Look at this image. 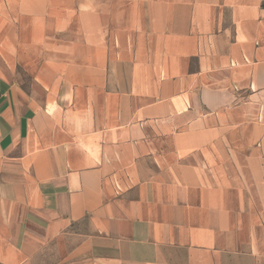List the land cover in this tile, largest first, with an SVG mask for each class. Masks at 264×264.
<instances>
[{
  "label": "crops",
  "instance_id": "obj_1",
  "mask_svg": "<svg viewBox=\"0 0 264 264\" xmlns=\"http://www.w3.org/2000/svg\"><path fill=\"white\" fill-rule=\"evenodd\" d=\"M46 253L264 264L261 0H0V264Z\"/></svg>",
  "mask_w": 264,
  "mask_h": 264
},
{
  "label": "rangeland",
  "instance_id": "obj_2",
  "mask_svg": "<svg viewBox=\"0 0 264 264\" xmlns=\"http://www.w3.org/2000/svg\"><path fill=\"white\" fill-rule=\"evenodd\" d=\"M44 257V256H43ZM48 263V258H47V253L45 254V257L40 259L39 264H47Z\"/></svg>",
  "mask_w": 264,
  "mask_h": 264
},
{
  "label": "built area",
  "instance_id": "obj_3",
  "mask_svg": "<svg viewBox=\"0 0 264 264\" xmlns=\"http://www.w3.org/2000/svg\"><path fill=\"white\" fill-rule=\"evenodd\" d=\"M261 8L264 10V0H261Z\"/></svg>",
  "mask_w": 264,
  "mask_h": 264
}]
</instances>
